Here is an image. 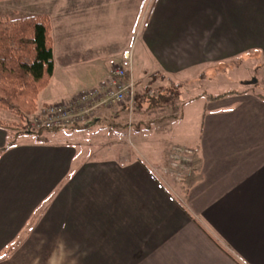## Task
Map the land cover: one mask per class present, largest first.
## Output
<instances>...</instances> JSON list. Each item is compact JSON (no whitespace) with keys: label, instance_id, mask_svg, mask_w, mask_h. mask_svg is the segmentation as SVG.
Masks as SVG:
<instances>
[{"label":"crops","instance_id":"0c3cea01","mask_svg":"<svg viewBox=\"0 0 264 264\" xmlns=\"http://www.w3.org/2000/svg\"><path fill=\"white\" fill-rule=\"evenodd\" d=\"M34 1L35 14L51 18L54 70L67 66L73 53L59 41H77V35L93 41V32L109 22L116 35L122 25L128 35L138 30L161 71L253 51L264 79V0H151L150 7L148 0L119 7L115 0H71L63 13L51 8L55 0ZM78 46L88 58L97 53ZM120 53L122 63L132 61L126 49ZM105 62L84 89L117 63ZM233 92L187 102L196 103V142L189 147L200 159V178L186 194L180 185L181 195L157 180L150 161L121 166L94 150L75 164L73 148L37 144L40 137L0 119V149L6 146L0 151V226L2 217L7 226L0 253L20 234L0 264H264V93ZM97 122L96 129L106 127ZM86 128L71 131L81 135Z\"/></svg>","mask_w":264,"mask_h":264},{"label":"rangeland","instance_id":"374dc122","mask_svg":"<svg viewBox=\"0 0 264 264\" xmlns=\"http://www.w3.org/2000/svg\"><path fill=\"white\" fill-rule=\"evenodd\" d=\"M69 1L71 0H55L54 3L51 4V8L54 9L57 5L61 13H63L66 11V8L70 9L73 7V5H68ZM115 1H117V7H119L120 4L123 5L125 2L126 4L130 3L133 5L134 0ZM150 2L151 0H148V7H150ZM35 4L37 3L34 0H16L14 4L12 2L10 4H1L0 9L2 10V14L0 15L6 19L40 15L35 14L37 10ZM39 10L42 11V8ZM121 11L124 13L122 9ZM141 13L143 16L144 13ZM97 14L99 13L97 12ZM127 14L128 10L125 16H127ZM43 15H46L51 22L49 14L43 12ZM124 19L127 24V17ZM108 24L102 27L100 26V32H93V41H89L87 39L88 36L85 35H77V41H73V39L67 41L68 38H65L63 42L59 41V45L62 43L67 44L70 48L69 50L73 53L72 55H67V60H69L67 66H55L54 76L52 75L49 81V87H46L39 93L37 109L28 117L27 121L39 113L37 110L40 107L55 103L56 101L68 100L77 96V94L84 90H87L84 89V87H87L86 85L89 81L101 73V70L96 68V66L98 67L100 65V60L106 61V66L110 65L111 62H117L114 63L113 66H122L130 70V72L133 71L132 73H134L136 78H142L141 81L135 78L136 93L138 89L140 90V88L142 89L147 86L155 88L177 84L181 88V103L184 104L182 106V113L185 115L186 119L183 121L175 120L169 123L163 121L162 124H160L161 122L156 124L152 123L150 129L146 130L145 125L154 117L163 114L164 110L158 109L147 113H137L134 111L135 101L132 103L131 107L128 106L127 109H125L126 112L122 111L120 106L100 105L98 107L95 106L92 110V113L97 116V120L89 125L86 124L85 121H81V126L86 124V127H92L93 125V130L92 128L87 130L88 128L85 127L87 131L85 130L81 135H75V133H73L76 128L63 129L59 131L58 134L54 132L50 133V131H43L39 136V142L41 143L37 144L50 145L51 147L63 149L73 148L77 154L75 160H73L75 164L85 156L88 157L94 150L98 155L100 154L98 156L99 158H107L108 155L110 159L116 160L121 166H128L132 164V162H135V160H140L142 163L150 161L147 165H150L149 167L153 169L155 177L158 178L157 180H160L161 184H165V186H167L166 183H170L171 186L174 187V191H178L179 186L183 185L182 179L186 176L190 168L191 158L195 152V150L189 146L196 142V138H193L195 123L193 119L191 121L194 109H196V103L188 104L184 102L189 98L204 93L218 95L228 91L242 92L244 90H249L251 92L262 91V93H264V79H262L261 73L258 72V69L255 67L259 60L256 59L253 51H249L245 52L243 57L238 55L232 59H224L220 63L203 61L201 64L189 66L186 67V69L176 72L161 71L156 67L157 64L152 54L142 45V39L140 38L138 30L132 35H128L127 32L129 27L122 25L119 26L118 34L116 35L117 26L109 22ZM51 35L53 39L52 26ZM58 36L59 35H54L56 38H58ZM78 44L85 45L86 49L93 48L97 50V53L93 52L92 55L89 54L88 58L86 57L87 52L80 51ZM123 49L127 50V55L125 56L132 57V61H128V64L122 63L123 55L120 52ZM106 50L107 52H105ZM76 57L81 58H78L79 60H77L76 63L70 62L72 59H76ZM130 66L133 67L132 70L129 69ZM112 67H110V70ZM142 69L148 73V76L146 75L145 77L141 75ZM108 70H106V72ZM154 74L156 76L155 78L150 77V75L152 76ZM106 77L107 75L98 84L104 82ZM142 80L144 81L142 82ZM145 107L146 105H144V108ZM176 109L179 110L178 107H176L175 110ZM0 119L10 120L11 122L9 123L12 124L13 128H16L14 129L16 131L21 132L23 128L27 127V123L21 127L22 125L19 124V118L7 110L0 109ZM97 121H100L99 123L102 124L104 123L103 126L106 127H102V129L98 127L99 129H96L97 126L94 125L98 123ZM31 138L33 137L31 136ZM42 139L45 141H42ZM165 149L166 154L161 153L163 150L165 151ZM188 150L192 151L191 156L187 154ZM17 165L19 164L17 163ZM150 171L152 172L151 169L149 172ZM60 185L61 183L57 186ZM13 193L14 191H11V194ZM179 195H181L180 192ZM3 197L2 195V198ZM8 197V199H10L13 196L8 194ZM14 201H16V199ZM3 219L2 217V220ZM2 220L0 235H4L3 231L7 228L4 224L5 221L2 222ZM19 235L10 240V245H6L5 251L0 253V257L7 254L9 249L15 247L14 243L19 239Z\"/></svg>","mask_w":264,"mask_h":264},{"label":"trees","instance_id":"16d2710c","mask_svg":"<svg viewBox=\"0 0 264 264\" xmlns=\"http://www.w3.org/2000/svg\"><path fill=\"white\" fill-rule=\"evenodd\" d=\"M53 72V39L49 18L43 14L15 19H6L0 15V109L16 115L21 127L26 125L28 117L37 109L39 93L48 86ZM126 73L129 74L128 71ZM150 77L155 78L156 76L154 74ZM180 89L177 84L155 88L147 86L138 89L135 112L147 113L158 109L164 110L163 114L154 117L145 125L146 130L150 129L152 123L161 122L162 124L163 121L169 123L182 118L184 104L180 100ZM233 93V91L218 95L204 93L189 98L184 103L201 96L215 100ZM262 98L264 99V96ZM144 105H146L145 108ZM176 107L179 110H175ZM120 108L126 112L127 105L120 106ZM83 127L86 126L81 128ZM58 130H45V132ZM22 131L26 132V129L23 128ZM42 132L29 134L39 137ZM9 144L11 142L7 145ZM199 170L200 159L195 151L191 158L190 168L182 179L185 194L199 180Z\"/></svg>","mask_w":264,"mask_h":264},{"label":"built area","instance_id":"2783aa9c","mask_svg":"<svg viewBox=\"0 0 264 264\" xmlns=\"http://www.w3.org/2000/svg\"><path fill=\"white\" fill-rule=\"evenodd\" d=\"M135 97L136 82L132 72L115 65L107 74L106 80L96 87L84 90L68 100L56 101L40 107L37 110L39 113L27 121L25 129L27 133H36L52 129L81 128V121L89 125L97 120V116L92 113L95 106L127 104V107H131ZM191 153V150L187 151L190 156Z\"/></svg>","mask_w":264,"mask_h":264}]
</instances>
